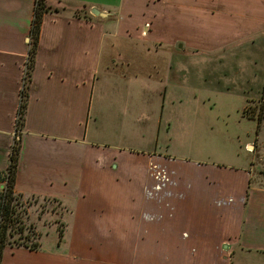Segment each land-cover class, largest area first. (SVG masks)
Masks as SVG:
<instances>
[{"label":"crops","instance_id":"crops-1","mask_svg":"<svg viewBox=\"0 0 264 264\" xmlns=\"http://www.w3.org/2000/svg\"><path fill=\"white\" fill-rule=\"evenodd\" d=\"M35 3L0 0V179L20 137L15 194L69 206L88 231H68L74 236L67 243L47 249L9 247L2 264H241L238 252L264 258V189L249 188L245 166L173 153L170 138L179 127L167 114L170 85L188 84L190 58L248 42L254 64V45L264 40V0H47L25 124L17 133ZM93 9L108 16L96 17ZM169 100L184 103L177 95ZM199 101L194 96L190 102ZM153 165L186 176L202 168L212 178L173 176L162 188L144 174L150 184L156 181L145 196L140 185L147 182L137 180V169ZM219 171L235 174L222 181L213 176ZM119 183L135 188L146 224L166 219L169 244L155 236L151 246L146 234L127 243L124 235L141 233L137 227L108 215L93 218L95 204L124 199L108 192ZM84 210H90L88 221ZM152 229L160 233L158 225Z\"/></svg>","mask_w":264,"mask_h":264},{"label":"rangeland","instance_id":"rangeland-1","mask_svg":"<svg viewBox=\"0 0 264 264\" xmlns=\"http://www.w3.org/2000/svg\"><path fill=\"white\" fill-rule=\"evenodd\" d=\"M134 19H137L135 15ZM182 33H185L184 36L187 34V32ZM170 34H172L171 30ZM174 35V38H181L182 36ZM261 42L262 45L258 47ZM247 43L234 50H224L208 57L190 58L192 63L190 75L187 77L188 84H184L179 88L176 85H170L169 93L172 96L177 95V97L183 98L184 103L180 104L178 101L180 99H178L174 101L175 103L173 102L174 104H171L169 98L172 96L170 94L167 98V114H170L174 126L179 127L171 136L169 145L172 146V152L176 154H188L194 158L200 156L202 159L209 158L211 162L220 163L226 167L240 168L245 166L248 168L249 178L254 183L252 188L260 187L264 189V116L262 115V109H264V40L254 45L253 54L255 59L254 64L251 66V58L246 55L250 51V45ZM230 54L232 55L229 56ZM161 61L164 62L163 59ZM194 96L198 97L200 101L190 102L193 101ZM247 108L250 112L244 116V109ZM260 115H262V121L259 123ZM141 158H145L148 163L155 161L150 157ZM129 160H135L140 165L145 162L137 159V155ZM119 162L123 164V159ZM114 163L117 166V162L114 161ZM149 170L137 169V180L140 181L141 178H145L146 181L142 180L140 182H147L146 185H140V189H145V191L141 190L143 194L145 193V196H149L150 190L155 186L156 179L160 182L158 185H163L162 188H165L164 186H167L168 183L173 184V182H166L165 179H172L173 176L176 178H206L207 181L212 178L210 170L202 168L187 171L188 176L171 168L163 171L161 165H153ZM113 171H117V169ZM125 172L127 176H133V170H125ZM229 173L235 174V172ZM229 173L219 171L213 176L215 178L221 177L224 181V179L232 178ZM144 174L150 177L152 175L155 180L152 179L150 184V178H146ZM129 187L130 185H127L125 188L122 183H119L113 189L112 186L109 187L108 192L110 195L124 197V199H110L95 204L94 206L98 205L100 207L94 211L93 218L98 219L108 215L123 221L124 226L127 228L137 227V231H141L143 235L134 232L124 235L127 243L138 242L146 234L148 236L146 243H150L151 246L155 245V240H153L155 236L164 240L158 239V242L163 243H161L162 245L169 244L168 240L171 237L168 235L169 229L166 219H164V222L146 224L150 222L149 216L144 214L145 211L142 213L144 216L139 215V196L134 192V187L131 189ZM158 190L160 191V189ZM105 195L102 196L101 200L106 199ZM145 196L143 200H145ZM79 197L75 196L74 201ZM212 209L213 204L210 210ZM17 210L23 216L24 224L22 227L25 230L23 232L17 230L14 236L9 238L10 247L12 248L38 245V249H47L52 246L53 242L60 246L63 242L67 243L70 240L69 237L74 236L69 235L68 237V231L69 233L73 231L77 235H80L83 231L79 228L77 218L72 217L74 211L67 205L61 206L60 203H54V201L32 197L23 199L21 196ZM89 213L90 210H84L82 213L86 221L89 220ZM94 224H96L95 221L91 219L87 226L92 228ZM156 225L159 226L160 233L152 235L151 232L156 229H152V226ZM86 231L88 229L83 232ZM146 243L143 242L144 247L150 248ZM160 251L165 252L167 250L161 249ZM227 251L230 252L229 249ZM244 254L238 252L237 262H242L241 264H264V258ZM41 263L37 259L34 261V264Z\"/></svg>","mask_w":264,"mask_h":264},{"label":"trees","instance_id":"trees-1","mask_svg":"<svg viewBox=\"0 0 264 264\" xmlns=\"http://www.w3.org/2000/svg\"><path fill=\"white\" fill-rule=\"evenodd\" d=\"M46 1L47 0H36L35 3L34 18L30 32L31 49L29 53L26 77L23 83V90L21 92V104L16 123L17 133L22 131L24 128L25 116L28 108L29 93L31 90L32 72L35 67L37 48L39 45L41 24L43 22L45 14L49 13L50 11V7H48ZM262 110V115L264 116V109ZM249 112L250 110H248V108L246 110L244 109V116L246 114H249ZM262 115H260L258 119L259 123L262 121ZM20 152L21 139L20 137H17L15 139V144L11 153L8 171L0 179L2 183V188L0 189V264H2L3 262L5 250L11 246L9 238L13 237L17 230H20L21 232L25 230L22 227V225L24 224L23 216L21 215V212L17 210V206L20 203L21 195H17L14 192L20 159ZM253 186L254 183L250 179L249 188H252ZM38 247V245H33L28 248L30 250H37Z\"/></svg>","mask_w":264,"mask_h":264},{"label":"water","instance_id":"water-1","mask_svg":"<svg viewBox=\"0 0 264 264\" xmlns=\"http://www.w3.org/2000/svg\"><path fill=\"white\" fill-rule=\"evenodd\" d=\"M92 14L96 17H103V18H106L108 16V14H105V13H100L97 9H93L92 10Z\"/></svg>","mask_w":264,"mask_h":264},{"label":"built area","instance_id":"built-area-1","mask_svg":"<svg viewBox=\"0 0 264 264\" xmlns=\"http://www.w3.org/2000/svg\"><path fill=\"white\" fill-rule=\"evenodd\" d=\"M27 66H28V62H27ZM27 66H26V70H25V73H24V79H25V77H26ZM16 135H17V134H16ZM5 185H6V183H5Z\"/></svg>","mask_w":264,"mask_h":264}]
</instances>
